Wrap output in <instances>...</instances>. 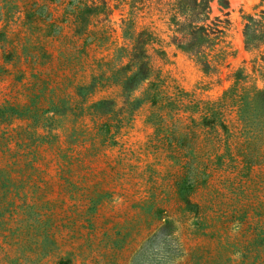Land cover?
<instances>
[{"label":"rangeland","instance_id":"374dc122","mask_svg":"<svg viewBox=\"0 0 264 264\" xmlns=\"http://www.w3.org/2000/svg\"><path fill=\"white\" fill-rule=\"evenodd\" d=\"M172 1L0 0V264H264V0Z\"/></svg>","mask_w":264,"mask_h":264},{"label":"trees","instance_id":"16d2710c","mask_svg":"<svg viewBox=\"0 0 264 264\" xmlns=\"http://www.w3.org/2000/svg\"><path fill=\"white\" fill-rule=\"evenodd\" d=\"M210 1L173 0L170 3L172 11L170 19L174 29L172 40L196 55L204 66L210 65L209 59L204 55L206 49L214 48L215 45L224 42L230 25L229 19L211 16ZM225 2L229 4L227 0ZM246 18L255 20L252 15H246ZM255 21L264 26L261 20ZM249 25L247 22L246 28Z\"/></svg>","mask_w":264,"mask_h":264}]
</instances>
